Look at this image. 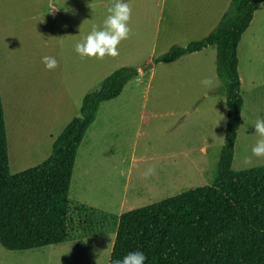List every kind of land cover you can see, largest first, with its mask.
I'll use <instances>...</instances> for the list:
<instances>
[{"label": "rangeland", "instance_id": "1", "mask_svg": "<svg viewBox=\"0 0 264 264\" xmlns=\"http://www.w3.org/2000/svg\"><path fill=\"white\" fill-rule=\"evenodd\" d=\"M110 2L59 0L56 6L54 0H0V87L11 174L50 156L51 137L80 116L84 96L112 72L141 67L173 45L205 39L215 28L194 26L203 10L197 0H128L130 32L117 46L118 55L81 57L74 44L93 25L102 26ZM225 11L213 14L221 19ZM263 29L252 42L247 33L238 50L246 106L235 171L264 165V157L250 151L259 138L253 124L264 117ZM43 56L55 57L57 66L47 69ZM216 56V48L209 47L153 65L119 97L103 103L79 148L72 177L69 199L79 231L64 243L27 251H8L0 244V264H109L123 212L212 184L228 115ZM205 77L212 81L207 88L200 84ZM149 167L153 172L145 176Z\"/></svg>", "mask_w": 264, "mask_h": 264}, {"label": "trees", "instance_id": "2", "mask_svg": "<svg viewBox=\"0 0 264 264\" xmlns=\"http://www.w3.org/2000/svg\"><path fill=\"white\" fill-rule=\"evenodd\" d=\"M264 0H232L203 40L173 45L141 67L124 66L88 92L81 114L53 142L42 163L11 174L0 89V244L25 251L64 243L81 227L69 193L83 139L103 103L159 63L216 47V70L228 106L224 146L212 184L183 190L119 217L109 264L129 251H143L145 264H264V165L235 171V144L244 99L238 46Z\"/></svg>", "mask_w": 264, "mask_h": 264}, {"label": "clouds", "instance_id": "3", "mask_svg": "<svg viewBox=\"0 0 264 264\" xmlns=\"http://www.w3.org/2000/svg\"><path fill=\"white\" fill-rule=\"evenodd\" d=\"M106 13L102 26L93 25L91 30L74 44L75 52L81 57L100 59L105 55L116 56L118 55L117 46L122 40L128 38L131 9L126 0H111ZM41 61L49 70L57 66V60L53 56H43ZM211 83L212 81L207 77L200 80V84L206 88ZM253 126L259 138L250 146L251 154L257 158L264 157V117L258 116ZM152 172L153 169L149 167L144 175L149 176ZM146 259L143 251L134 250L129 251L122 258L113 259L111 264H145Z\"/></svg>", "mask_w": 264, "mask_h": 264}, {"label": "crops", "instance_id": "4", "mask_svg": "<svg viewBox=\"0 0 264 264\" xmlns=\"http://www.w3.org/2000/svg\"><path fill=\"white\" fill-rule=\"evenodd\" d=\"M128 0H126V2H127ZM198 1V3L200 4V8H203V10L201 9V13L199 14V13H197V16L199 17L198 19V21L199 22H194V26L195 25H197L196 27L198 28V29H200V25L202 24L203 25V28H207V30H210L211 28H213L212 26H214V27H216L217 25H218V23L217 22H220V20L222 19H219L220 17L217 15V14H213V12H215V11H218V12H221V10H223V12H224V10H227L228 9V7H229V5H230V3H231V1L232 0H197ZM220 1H222V4L219 6V2ZM54 2H55V5L56 4H58L59 3V0H54ZM56 6H58V5H56ZM227 6V7H226ZM227 8V9H224V8ZM56 8V7H55ZM197 12H198V10H197ZM226 12V11H225ZM225 14V13H224ZM223 14V15H224ZM223 15H222V17H223ZM188 23L189 22H184V25L183 26H185L186 28H188ZM206 25V26H205ZM212 25V26H211ZM264 27V3H262L260 6H259V8L256 10V12L254 13V16H253V19H252V21H251V23H250V26L248 27V29L246 30V32L243 34V36H242V39H241V41H240V43H239V46H240V44H241V42H242V40H245V38L247 37L246 35H248L247 33H249L250 32V39H251V42H252V40L253 39H256L257 40V38L260 36V32H259V30H261L262 28ZM215 29V28H214ZM214 29H211V31L209 32V34L214 30ZM262 32V34H263V36H264V29L261 31ZM208 34V35H209ZM207 35V36H208ZM4 43H5V36H4ZM239 46H238V50H239ZM210 47H214V46H210ZM209 48V47H208ZM216 48V47H215ZM207 49V48H206ZM205 49H203L202 51H204ZM241 50H242V54H243V56L245 57L246 56V52H245V50H246V44H244L242 47H241ZM202 51H199V52H202ZM217 51V50H216ZM195 53H197V52H195ZM191 54H193V53H191ZM187 55H190V54H187ZM187 55H185V56H187ZM184 57V56H183ZM182 58V57H181ZM180 58V59H181ZM238 58H239V56H238ZM180 59H178V60H180ZM246 59V58H245ZM177 60V61H178ZM177 61H174V62H177ZM171 63H173V62H171ZM168 64V63H167ZM245 66H246V64H243V68L245 69ZM152 69V68H151ZM238 70H239V75H240V79H241V87H242V83H243V81L244 80H242V77H241V74H240V59H239V65H238ZM137 78V77H136ZM135 79V78H134ZM132 81V80H131ZM0 89H1V87H0ZM2 94V93H1ZM241 94H242V91H241ZM242 96H243V99L245 98L244 97V94H242ZM3 100V99H2ZM4 105V104H3ZM246 105L244 104V106H243V109L242 110H244V107H245ZM5 113V112H4ZM242 113H243V111H242ZM5 120H6V118H5ZM70 122V121H69ZM242 122V121H241ZM239 135V134H238ZM56 139V138H55ZM54 139V137H51V140H55ZM54 142V141H53ZM48 158V157H47ZM46 158V159H47ZM48 247V246H47ZM31 250H33V249H31ZM9 251V250H8ZM25 251H27V250H25ZM16 252H19V251H16Z\"/></svg>", "mask_w": 264, "mask_h": 264}]
</instances>
